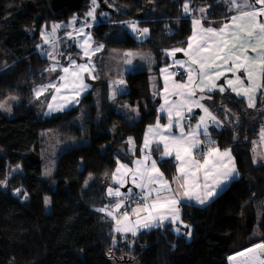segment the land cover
Instances as JSON below:
<instances>
[{
  "label": "trees",
  "instance_id": "trees-1",
  "mask_svg": "<svg viewBox=\"0 0 264 264\" xmlns=\"http://www.w3.org/2000/svg\"><path fill=\"white\" fill-rule=\"evenodd\" d=\"M90 1L76 14L83 17ZM190 1L206 8L209 18L230 13L225 0ZM104 2L114 12L97 2V12L107 15L92 27L95 44L105 52L148 49L152 73H128L126 91L113 100L101 67L76 106L45 116L53 91L34 98L36 87L49 79L50 61L39 50L40 34L58 19L51 17L44 0H0V103L9 96L19 99L13 116L0 109V264H230L229 256L264 242V162L255 159L253 143L264 128V83L254 107L231 91L211 95V108L223 124L211 136L218 147L231 150L237 179L205 207L182 204L179 234L171 223L135 236L116 233L113 220L97 209L115 203L107 188L117 161L132 165L141 155L146 127L157 118L159 71L168 64L164 50L186 46L191 20L184 16L185 0ZM78 21L73 27L88 23ZM134 22L148 33L134 36L121 30ZM123 104L137 110L135 121L120 112ZM45 132L66 140L51 176L32 160L41 156ZM153 149L160 169L172 179L175 160H162Z\"/></svg>",
  "mask_w": 264,
  "mask_h": 264
},
{
  "label": "snow or ice",
  "instance_id": "snow-or-ice-1",
  "mask_svg": "<svg viewBox=\"0 0 264 264\" xmlns=\"http://www.w3.org/2000/svg\"><path fill=\"white\" fill-rule=\"evenodd\" d=\"M225 3L228 4L230 11L237 13L231 17L230 25L225 24L220 29L203 28L200 38L197 39L195 28L201 24V19L194 18L192 21L193 36L187 41V48L174 49L168 53L175 57L176 52H183L188 57L187 66L184 61L174 60L176 65L184 69L187 81L183 83L174 82L171 95L177 97V99L169 102L165 98V103L160 105L159 111H167L168 113V122L165 125H161L158 119L154 126H148L144 144L141 148L143 159H137L133 162L136 165L135 170L117 161L118 167L112 178L123 187L127 180L123 176L117 179L116 174L120 173L121 169H125L124 175L130 174L131 183L140 189V193L138 194L139 199L133 201L136 207L131 209V215L137 216L135 226H122V221H129L130 213L124 211L120 218H117L114 213L119 212L125 206L126 200L132 196V189L129 188L127 193H122L119 188H108L107 195L109 197L121 199H117L114 205H106L97 209V211L105 213L106 216L116 221V232H131L135 236L137 227H161L165 220H168L173 225H176L177 222L183 224L177 207L180 203L178 198H187L188 200H195L199 204H204L216 194L217 189L224 183L239 175L230 149L221 151L218 147H214L216 142L211 140L209 126L211 124L219 127L222 125V121L218 120L207 107L200 103L205 97L200 95L197 98V90L200 93H204L205 90L212 92L218 87L219 91L223 93L225 88L218 86L215 81L224 77L231 91L237 96L247 97L248 106L254 107L255 92L262 87L261 84L257 83V75L264 77V19H260L264 17V0H225ZM92 4L95 6L96 0H92ZM94 10L93 8V10L89 11L87 16L95 19ZM183 11L186 14L192 11L189 8L188 0H185L183 4ZM198 11L204 13L206 9L201 8ZM74 23L75 18L69 22V26ZM86 26L91 27V25ZM129 26L134 32L138 31L135 24H130ZM60 27L61 25L59 24L53 25L50 35L54 37L56 30ZM226 29L228 30L227 33ZM76 31L78 35L87 37L79 43V46L83 49V55L88 58V62L76 64L75 61H70V65L63 67L62 71L70 73V68L72 69L70 74L75 77L72 81L75 86L73 90L78 95L81 89L87 90L88 88V85L83 83V77L80 73H87L91 79L97 78L93 75L94 65L91 63V55L102 49L103 45L93 49L90 43L91 35L85 33L83 27ZM139 31L141 34H147L149 29L144 28ZM67 35L71 37L72 33ZM42 38L46 44L53 43L43 33ZM53 48H55L54 43ZM44 55L55 59L50 51L45 52ZM122 55L124 57L123 63L127 66L125 70L133 71V57L140 54L125 52ZM241 70L244 73V78L238 75ZM47 71H56V66L53 65ZM161 72H168V69H161ZM228 73H232L234 79L228 78ZM175 75L176 73H169V76ZM59 79L64 81L66 77L60 76ZM122 84H124L122 75L119 80L113 81L112 99L115 98L119 90L118 86ZM62 87H66V85L57 86L51 83L35 89V91L37 96H39L46 88H55L56 93H59ZM167 91L168 85L166 83L165 92ZM208 98L210 99L211 97ZM52 99L55 100L56 96L53 95ZM72 102L67 101L59 105L57 110H63L67 104ZM4 107L5 104L0 103V108ZM193 107L202 109L205 115L199 116L194 128H188L185 131V126L182 122L186 120L185 113H192ZM49 108H52L51 104H49ZM133 111L136 110L134 109ZM173 113H175V116H173ZM173 124L179 128V135L172 134ZM149 134H152V143L156 144V150L161 153L162 160L165 157L174 156V159L179 162L176 166L177 175L172 178L171 182L164 178L163 173L157 167L156 160L151 159ZM201 136L207 139L201 140ZM260 137L264 141V128L261 129ZM128 142L134 145L131 137H129ZM202 144L206 145L205 152L200 159H196L194 153L200 149ZM145 150L149 151L146 152ZM146 161H150V166L145 163ZM0 183L4 182L0 181ZM172 184H176L177 187L173 189ZM198 188L204 192L203 197L196 192ZM16 191L19 193L20 190L17 189ZM45 203H49L47 198ZM141 212L147 213L143 218V224L140 223L139 218ZM183 226L189 227L186 224ZM173 230L178 234L180 233L179 227H174ZM187 235H190V232ZM238 257L242 258L238 261V264H264V242L238 251L234 256H229L228 260L237 261Z\"/></svg>",
  "mask_w": 264,
  "mask_h": 264
},
{
  "label": "crops",
  "instance_id": "crops-1",
  "mask_svg": "<svg viewBox=\"0 0 264 264\" xmlns=\"http://www.w3.org/2000/svg\"><path fill=\"white\" fill-rule=\"evenodd\" d=\"M171 1H176V0H171ZM188 3H189V8H190L192 11H190V13H187L188 17H187V15H186L185 18L191 20V35H190V37L193 36V31H194L193 23H192L193 19H194V18H199V19H201V24L198 25V26H196V28H195V31H196V33H197V39L200 38V33H201V30H202L203 28L212 27V28H214V29H220V28L223 27L225 24H229V25H230V24H231V17H232L233 15H236V14H237V13L234 12V11H230V10H229V6H228V11L230 12L229 15H227V16H225V17H222V18H220V19H213V18H209V17H208V15H207L208 12H207V10H206L204 13H201L200 11H198L199 9L204 8V7L194 6V5H193V2H191L190 0H188ZM205 9H206V8H205ZM193 13H194V14H193ZM260 19H264V17H261ZM104 20H105V19H104ZM96 22H99V21H92V22H88L87 24L82 25V26H79V27H73V28L70 29V31L68 32V33H72V36L69 37L67 34H65V35H64V36H65L64 39H66V38H68V39H72V38L74 37V39H76L77 42H78V45L76 46L75 51H81V52H82V48L79 46V43H80L81 41L85 40L87 37H86V36H83V35H78L76 30H78V29H80L81 27H83V28H84V32H85V33H89V34L91 35V41H90V43H91V45H92V48H93V49L96 48L97 46L95 45L94 37H93V34H92V27H93L94 25L97 24ZM216 22L219 23L220 25H219V26H216V25L214 24V23H216ZM134 24H136V22H134ZM86 25H91V27H87ZM139 30H140V29H138L137 32H138V34L140 35L141 32H140ZM227 31H228V30L226 29V33H227ZM62 35H63V34H58V36L53 37V38L51 39V41H52L54 44L61 42L62 40H60V39L62 38ZM190 37H189V38H190ZM64 39H63V40H64ZM188 40H189V39H188ZM42 46H48V44L43 43ZM42 46H40V48H42ZM51 46H53V44H52ZM187 46H188V45L186 44V46H185L184 48H187ZM49 47H50V46H49ZM103 48H104V46H103ZM103 48L100 49L99 51L94 52V54L91 55V63H92V65H94V72H93V75H95V76H96V73H95V72H96V68H97V67H96V65L94 64L93 57L95 56V54H99V53L103 50ZM178 48H179V47L169 48V49H165V50H164L165 55L168 57V64L162 66V67L160 68V71H159V79H160L161 85H160V89L158 90V94H157V95H158V99H159V101H158V106H157V118H156V121H155L153 124H149V125H153V126H154V125L156 124V122H157L158 119H159V123H160L161 125H165V124H167V122H168V113H167V111H165V112H160V111H159V109H160V105L165 103V98H167L169 102H171V101L177 99V97L171 95V93H172V91H173V83H174V82H181V83H183V82H186V81H187V75H186L184 69H182V68H180L178 65H176V64L174 63V60L184 61L185 64H186V66H187L188 57L185 56V54H184L183 52H176V53H175V57H173V56H171V55L168 54V53L171 52L172 50H174V49H178ZM43 50H45V49L42 48V51H43ZM122 51H123V53H125V52H130V50H122ZM250 54H251V53H250ZM70 61H75L76 64H84V63H87V62H88V58L82 56V57H80V58L78 59V58H76V57H74V56H71V57L67 60L66 63H64L62 60H61V61H60V60L57 61V62L60 63V64H56V68H57V76H55V78L52 80V81H53L52 83L56 84L57 86H60L61 84H64V85H66V87H62V88H61V91H60L59 93H56L55 88H53V95L56 96V99L53 100V99L51 98L50 101H49V104L52 105V109H49V111L47 110V113H46V114H47L48 116L51 115V114H54V113L63 112V111H65V110H68V109L71 108V107L76 106V105L78 104V102L80 101V99H81L86 93H88V92L92 89V87H93L92 82L96 81V79H91V78H89V76H88L87 73H80V75L83 77V83L87 84V85H88V88H87V90H82V89H81V90L79 91V94L77 95V94H76V91L73 90V88H74L75 86L73 85L72 81L75 79V77H73V76L70 74L71 71H72V69L70 68V73H64V72L62 71V68H63V67H68V66L70 65ZM133 68H135V67L133 66ZM164 68H167V69H168V72L162 73V72H161V69H164ZM133 71H135V69H134ZM133 71H124V72L122 73V74H123V75H122L123 80L125 79V76H126L128 73L133 72ZM169 73H176V75H175V76H169ZM238 75H240L242 78H244V73H243L242 70L238 73ZM60 76H65V77H66V80L61 81V80L59 79ZM166 77H168V78L166 79ZM227 77H228V78H232V79H234L232 73H228V74H227ZM113 81H114V80H113ZM124 82H125V81H124ZM245 82L247 83V81H245ZM166 83H167V85H168V91H167V92H165V84H166ZM215 83H216L218 86H223V87L225 88V91H224L223 93H225L226 91H231V89L227 86L224 77H221L219 80H216ZM257 83L261 84L262 87H263L264 77H261V76L257 75ZM47 84H48V83H47ZM47 84H46V85H47ZM40 87H41V86H38L37 89H39ZM113 87H114V86L112 85V89H113ZM262 87H260V88L255 92L254 106H255V104H256V102H257V98H258V96H259V94H260V91L262 90ZM118 88H119V90H118V92H117L116 95L122 94V93L125 92L126 89H127L125 83L122 84V85H119ZM50 89H51V88H46L44 94H45L48 90H50ZM217 92H218V93H221V92L219 91L218 87H217L216 89H214L212 92H208L207 90H205L204 93H200V92L197 90V98H198L200 95H203V96L205 97V99L201 100L200 103H202L205 107H207V108H208L213 114H214V112H213V110H212V108H211V98L209 99L208 97H211V95H212L213 93H217ZM231 92H232V91H231ZM42 93H43V92H42ZM42 93H40L39 95H41ZM232 93L235 94L234 92H232ZM42 95H43V94H42ZM53 95H52V97H53ZM235 95H236V94H235ZM236 96H237V95H236ZM74 97H75V99H73ZM237 97L240 98V99H243V100L246 102V104L248 105V99H247V97H245V96H237ZM67 101H73V102L67 104V106L64 107L63 110H57V107H58L59 105L64 104V103L67 102ZM49 104L47 105V107L49 106ZM122 107H124V106H121V107H120V112L123 111V110L121 109ZM166 107H167V106H166ZM121 110H122V111H121ZM122 113H123V112H122ZM185 115H186V116H187V115H190V116H191L190 124H187L185 121L182 122V123H184L185 131H187L188 128H194V127H195V125H196L197 122H198V118H199V116H201V115H205V114H204V112L202 111V109H200V108H196V107H193V111H192V113H185ZM214 115H215V114H214ZM173 116H175V113H173ZM215 116H216V115H215ZM216 117H217V116H216ZM217 119H218V117H217ZM218 120H220V119H218ZM149 125H148V126H149ZM148 126L146 127V130H145V132H144V139H145V134L147 133V130H148ZM222 127H223V124H222L221 126H219V127L210 124V126H209V132H210V134H212L213 132L220 131V130L222 129ZM172 134H174V135H179V128H178L175 124H173V127H172ZM144 139H143L142 146H143V144H144ZM200 139H201V140H205V139H207V138L201 136ZM259 139H260V140H259V145H257L258 148L254 151V155L256 154V152H257L258 150H260L259 155H260V156H264V141L261 140V137H260ZM152 140H153V136H152V134H149L151 159L156 160V162H157V167L159 168L160 172H162V170H161L160 167H159V164H158L157 158L154 157L153 152H152V151L154 150L153 148L156 147V144H155V143H152ZM211 140L215 141L214 138H213L212 136H211ZM214 147H218V146L215 144ZM205 148H206V145L202 144L201 147H200V149L197 150V151L194 153V157H195L196 159H200L201 156H202V155L204 154V152H205ZM218 148H219L221 151L225 150V149H221L220 147H218ZM254 149H255V148H254ZM145 151L147 152V151H149V150H145ZM230 151H231V150H230ZM160 154H161V153H160ZM182 155H183V154H182ZM231 155H232V157L234 158L232 152H231ZM263 158H264V157H263ZM138 159H143V155H142V153H141V155L139 156ZM164 159H173V160H175V159H174V156H173V157H165ZM257 160H258V159H257ZM119 162H120L121 164L127 165L128 168H131V169H133V170H135V168H136V165H135L134 163H133L132 165H129V164L124 163V162H121V161H119ZM175 162H176V166H177V164H178L179 162L176 161V160H175ZM234 162H235V167H236V169H237V165H236L235 158H234ZM145 163L148 164V165L150 166V161H146ZM117 167H118V164H117ZM117 167H116V168H117ZM237 171H238V169H237ZM114 172H115V171H114ZM125 172H126L125 169H121V172L116 174V175H117V179H120V178H122V176H123V178H124L125 180H127V183H126L123 187H121L120 184H118L116 180H114L113 178H111V182H110V185L108 186V188H109V187H111V188H113V189L119 188L120 191H121L122 193H127V190H128L129 188L132 189V196H131V198H130V199H127V200H126V203H125V206H124L119 212H115L114 215H115L117 218H120V217L122 216V214H123L124 211H128V212L130 213V219H129V221H122V226H135V222H136V220H137V216H135V215H131V209L134 208V207H136V204H135L133 201H137V200L139 199L138 194L140 193V189H139V188H136V187L131 183L130 174L124 175ZM162 173H163V172H162ZM238 173H239V172H238ZM153 175H154V173H153ZM176 175H177V172H176V174H175L174 176H176ZM163 176H164V178H165L166 180H168L169 182L172 181V179H168V178L165 176L164 173H163ZM174 176H173V177H174ZM238 176H239V175H238ZM173 177H172V178H173ZM235 179H237V177H234V178H232L230 181L224 183L219 189H217L216 194L213 195L212 197H210V198H209L204 204H199V203L196 202L195 200H188L187 198H178V199H180V203L177 205V207H178V209H179V215H180V207H181L182 204H186V205H190V206H194V207H205V206H207V205H208V204H209V203H210V202H211L216 196H218L220 193H222V192H223V191H224V190H225V189H226V188L232 183V181L235 180ZM157 186H158V185H157ZM171 186H172L173 189H175V188L177 187L176 184H172ZM108 188H107V190H108ZM196 192H197L198 194H200V195L203 197L204 192L201 191V189H199V188L196 189ZM165 195H167V194L165 193ZM107 197H108L109 199H114L115 202H116L117 199H121V198H116V197H109L108 195H107ZM122 198H123V197H122ZM112 205H114V204H112ZM112 205H111V206H112ZM104 214H105V213H104ZM105 215H106V214H105ZM146 215H147V213H144V212H141V213L139 214V218H140V223H141V224L144 223V219H143V218H144ZM109 218L112 219L111 217H109ZM112 220H113V219H112ZM180 220H181V215H180ZM113 222H114V230H115V227H116V221L113 220ZM167 223H170V222H169L168 220H165L164 223H163V225H164V224H167ZM180 224H181V223L177 222V224H176V225H173V226H174V227H179ZM155 228H157V227H151V228H140V227H137V228H136V231H137V234H138L139 232H141V231H143V230H147V231H149V230H152V229H155ZM180 231H181V230H180ZM115 232H116V231H115ZM116 233L124 234V235H125V234H127V235H132L131 232H116ZM137 234H136V235H137Z\"/></svg>",
  "mask_w": 264,
  "mask_h": 264
},
{
  "label": "rangeland",
  "instance_id": "rangeland-1",
  "mask_svg": "<svg viewBox=\"0 0 264 264\" xmlns=\"http://www.w3.org/2000/svg\"><path fill=\"white\" fill-rule=\"evenodd\" d=\"M97 2L98 1L96 0V5L94 6L92 4V0L90 1L91 7L89 8V10L85 11V15L83 17H81V15L76 14L77 12H75L74 14H70L68 19L54 20V21H52L50 23L49 27L44 26V28H43V30L41 31V34H40V42H39L40 46H42L43 43H44V39L42 38V33L44 34L45 37L49 38L50 40L53 38V36L50 35L52 33V26L53 25H55V24L61 25V27L56 30L54 37L58 36V34H63L62 38L60 39L62 41L59 42V43H56L55 44V48H53V46H51L53 43H49L48 46H42V48H44L45 50L42 51V48L39 49V50H41L43 57L49 59V61H50L48 69L50 67H52L53 65L56 66V64H60V63L57 62L58 60H60V61L62 60L64 63H66L67 60L71 56H74V57H76L78 59L80 57L84 56L83 55V49H82V52L81 51H75L76 46L78 45L77 40L74 39V37L72 39H68V38L64 39V37H65L64 35L68 34V32L70 31L69 27H71L70 29H72L73 26H75L74 24L72 26H69V22L72 21L73 18H75V22L78 21V20H80L82 22L99 21L100 20L99 17H101L103 19H106L105 16L107 15V13H105L104 11L101 14L97 12V8H98V5H97L98 3ZM113 5H114V7H117L115 3ZM93 8L95 9L94 10L95 19H93L90 16H87V13L89 11L93 10ZM78 12H81V10L78 11ZM64 14L65 13H63L62 16ZM129 25L130 24L122 25L121 30H123V28H126V30L130 34L136 36L137 31L134 32ZM135 25H136L137 29L140 28L137 24H135ZM64 28H67V30L62 31V29H64ZM95 45L99 46L97 44H95ZM49 51L53 53V56L55 57V59H52V58L48 57L47 55H44L45 52H49ZM104 52H105V49L103 48V50L100 53H101V58L103 56L106 57L104 66L102 64L104 60L101 59V58L96 57L97 54H95V56L93 57V61H94V64L96 65V67H97L96 68V72H98L97 71L98 69H99V71H101L100 69H101V67H103V69L107 73V75L109 77V80H110L109 84H110V89H111V93H112L113 80L114 81L115 80H119L121 78V75H123L122 73L124 71H126L125 69H126L127 66H125L124 63H123L124 57L122 55L123 51L121 49H117V48L110 49V48H108V50H107V52H105V54H103ZM130 52L140 54V55H137V56L133 57V66L135 67L134 68L135 70L146 69L150 73H152V71H153V69H152L153 57H152V53L148 49L141 48V49H136V50H130ZM151 75H153V74H151ZM55 76H57V68H56V71L49 72L48 81L46 83L42 84V85H39V86H41V87L45 86L47 83L51 84L53 82L52 80L55 78ZM37 87H36V89H37ZM50 90L53 91V88H51ZM44 92L42 94H44ZM42 94L37 96V92L35 91L34 98L36 99V98L42 96ZM117 96L118 95H116L113 100H115L117 98ZM2 103L5 104V107L4 108H0V109L7 116L11 117V116L14 115L13 110H14L15 105L19 103V99L16 96H9L4 101H2ZM121 106H124V107L121 108L123 111L122 110L121 111L127 116L128 120L130 122L135 121V117H137V115H138L137 110L135 108H133L132 106H129L127 104H123ZM120 107H119V110H120ZM49 109H52V108H49V106H48L45 109V111H44V115L45 116H48L46 113H47V110L49 111ZM134 109L136 111H133ZM187 116H190V115H187ZM190 121H191V116H190L189 119L185 120V122L187 124H190ZM43 139H44L43 140L44 142H43V145L41 147V154H40L41 156H39V157L38 156H32V160L34 162L42 163V165L44 166V175L51 176V174L53 173L54 168H55V159H56L57 155L59 154V152L62 150V145L66 143V140H65V138L64 139L61 138L59 135L58 136H54L53 133H51V132H45L44 136H43ZM67 140H69V139H67ZM259 140H257L255 142V150L258 148L257 145H259ZM67 142H69V141H67ZM259 153H260V150H258L256 152L255 159L256 160L257 159L258 160H262L261 162H264V158H263L264 156H260ZM16 170H19V167L13 169V171H16ZM130 264H133V263H130Z\"/></svg>",
  "mask_w": 264,
  "mask_h": 264
},
{
  "label": "water",
  "instance_id": "water-1",
  "mask_svg": "<svg viewBox=\"0 0 264 264\" xmlns=\"http://www.w3.org/2000/svg\"><path fill=\"white\" fill-rule=\"evenodd\" d=\"M85 0H44L49 14L54 19H62V14L65 13L71 14L80 11L83 8V3ZM101 9L108 12H114L112 8H110L104 0H97ZM1 155V151H0ZM108 181V179H107ZM128 261H132L131 259Z\"/></svg>",
  "mask_w": 264,
  "mask_h": 264
},
{
  "label": "bare ground",
  "instance_id": "bare-ground-1",
  "mask_svg": "<svg viewBox=\"0 0 264 264\" xmlns=\"http://www.w3.org/2000/svg\"><path fill=\"white\" fill-rule=\"evenodd\" d=\"M252 247V246H251ZM251 247H249V248H251ZM235 255V254H234ZM234 255H232V256H234ZM240 259H242V258H237V261H230V264H238V261L240 260Z\"/></svg>",
  "mask_w": 264,
  "mask_h": 264
},
{
  "label": "built area",
  "instance_id": "built-area-1",
  "mask_svg": "<svg viewBox=\"0 0 264 264\" xmlns=\"http://www.w3.org/2000/svg\"><path fill=\"white\" fill-rule=\"evenodd\" d=\"M184 16H186V13L184 14ZM190 118V116H186V119H189Z\"/></svg>",
  "mask_w": 264,
  "mask_h": 264
},
{
  "label": "flooded vegetation",
  "instance_id": "flooded-vegetation-1",
  "mask_svg": "<svg viewBox=\"0 0 264 264\" xmlns=\"http://www.w3.org/2000/svg\"><path fill=\"white\" fill-rule=\"evenodd\" d=\"M86 1V0H85ZM85 1H84V3H83V6H84V4H85ZM82 10V9H81ZM130 260V259H129Z\"/></svg>",
  "mask_w": 264,
  "mask_h": 264
}]
</instances>
